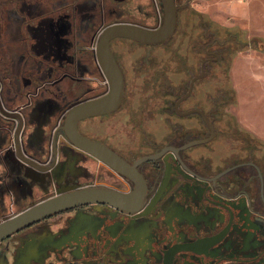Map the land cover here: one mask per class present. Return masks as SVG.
Here are the masks:
<instances>
[{
  "label": "flooded vegetation",
  "instance_id": "af4514ba",
  "mask_svg": "<svg viewBox=\"0 0 264 264\" xmlns=\"http://www.w3.org/2000/svg\"><path fill=\"white\" fill-rule=\"evenodd\" d=\"M175 3L174 34L183 12L186 26L197 31L203 16L213 34L200 63L195 32L192 58L177 64L191 68L189 82L169 75L174 34L157 43L115 37L124 98L78 123L135 166L141 201L130 209L89 202L33 221L0 241V264H264V154L222 155L213 145L218 106L197 83L218 58L210 49L216 21ZM163 19L162 0H0V222L71 188L136 189L134 178L75 145L63 126L73 105L111 89L98 57L104 29L155 28ZM212 129L214 137L198 142Z\"/></svg>",
  "mask_w": 264,
  "mask_h": 264
},
{
  "label": "rangeland",
  "instance_id": "374dc122",
  "mask_svg": "<svg viewBox=\"0 0 264 264\" xmlns=\"http://www.w3.org/2000/svg\"><path fill=\"white\" fill-rule=\"evenodd\" d=\"M181 1L190 2L206 13L210 12L216 21L218 40L210 49L216 50L218 58L210 65L206 63L209 75L197 83V89L215 99L218 106V133L213 145L222 155L232 153L239 157H249L253 152L264 154V140L244 129L239 118L243 92L246 91L247 84L251 83L250 90L259 97L254 98L250 112L262 114L264 123V0ZM186 18V13H180L178 31L167 43V55L169 75L178 80L184 76L187 84L192 76L191 68L178 70L177 64L182 57L186 61L192 58L189 48L195 32L199 35L200 63L205 57L203 45L213 39V34L209 33V23L206 20L203 22V16H197L199 23L201 22L199 31L186 26ZM113 41L114 39L111 42ZM202 100L204 99L201 97V103ZM202 132L204 135L208 133L207 130Z\"/></svg>",
  "mask_w": 264,
  "mask_h": 264
},
{
  "label": "water",
  "instance_id": "95a60500",
  "mask_svg": "<svg viewBox=\"0 0 264 264\" xmlns=\"http://www.w3.org/2000/svg\"><path fill=\"white\" fill-rule=\"evenodd\" d=\"M162 2L164 19L158 27L151 28L134 23L119 22L112 23L104 29L98 41V57L110 80L111 89L103 97L73 105L68 112L63 126L68 138L75 145L104 160L127 176L134 178L137 181L136 189L130 193H122L104 186H84L62 191L2 220L0 222V241L15 230L33 221L79 204L108 202L120 208L130 209L134 206V203L141 201L145 185L135 166H131L121 156L100 141L82 134L78 129V123L83 118L115 108L124 98L123 73L110 48V41L113 38L125 36L148 43H157L166 41L174 34L177 26L178 7L175 0H162ZM214 135V129H212L210 136L200 139L198 142L207 141L214 137ZM146 158L149 157H144L143 159Z\"/></svg>",
  "mask_w": 264,
  "mask_h": 264
},
{
  "label": "crops",
  "instance_id": "0c3cea01",
  "mask_svg": "<svg viewBox=\"0 0 264 264\" xmlns=\"http://www.w3.org/2000/svg\"><path fill=\"white\" fill-rule=\"evenodd\" d=\"M251 87V83L247 84L246 91L243 92L244 94L241 98V104L239 106V118L244 129L254 133L258 136V138L264 140V123H262L263 116L259 113L251 114L250 112V106L254 98L257 96L259 97V95L252 93L250 90Z\"/></svg>",
  "mask_w": 264,
  "mask_h": 264
}]
</instances>
